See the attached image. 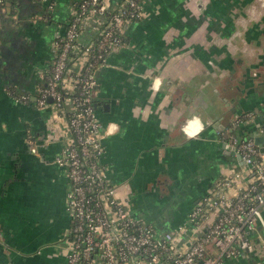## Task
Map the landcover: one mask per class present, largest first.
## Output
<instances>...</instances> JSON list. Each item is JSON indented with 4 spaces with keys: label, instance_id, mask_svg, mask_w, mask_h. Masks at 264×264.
<instances>
[{
    "label": "crops",
    "instance_id": "crops-1",
    "mask_svg": "<svg viewBox=\"0 0 264 264\" xmlns=\"http://www.w3.org/2000/svg\"><path fill=\"white\" fill-rule=\"evenodd\" d=\"M79 1H51V41ZM5 20L0 8V27ZM99 32L92 22L79 43ZM123 34L125 45L96 71L97 112L112 129L102 163L129 210L163 233L186 223L219 179L244 166L223 132L262 136L264 0H151ZM79 69L74 61L71 72ZM248 112L254 119L238 123ZM59 113L16 104L0 89V264L64 262L56 245L70 224L69 183L55 158L70 131ZM49 133L59 140L31 153L28 142L37 148ZM255 242L256 252L225 264H264V233Z\"/></svg>",
    "mask_w": 264,
    "mask_h": 264
},
{
    "label": "built area",
    "instance_id": "built-area-1",
    "mask_svg": "<svg viewBox=\"0 0 264 264\" xmlns=\"http://www.w3.org/2000/svg\"><path fill=\"white\" fill-rule=\"evenodd\" d=\"M150 1L123 0L115 8L109 0H80L64 36L55 42L51 75L37 105L53 106L59 116H67L70 131L55 158L69 183L71 225L62 264H225L256 252L255 237L264 233V153L254 138L239 139L227 131L222 135L244 166L219 179L186 223L159 233L117 196L102 163L104 134L112 129L104 128L95 108L96 71L125 45L126 25L140 19L142 4ZM92 22L99 35L82 46L79 39ZM74 61L80 69L71 72ZM254 116L248 112L238 123ZM258 134L264 136V123Z\"/></svg>",
    "mask_w": 264,
    "mask_h": 264
},
{
    "label": "flooded vegetation",
    "instance_id": "flooded-vegetation-1",
    "mask_svg": "<svg viewBox=\"0 0 264 264\" xmlns=\"http://www.w3.org/2000/svg\"><path fill=\"white\" fill-rule=\"evenodd\" d=\"M51 1L0 0V8L6 14V27H0V89L16 104L33 105L42 109L37 105V98L40 91L47 86L51 75L56 57L55 42L64 36L73 17L71 15L63 33L58 32L59 34L51 41L50 35H47V30H50L53 23ZM49 54L52 56L50 62ZM47 61L48 66L45 68L40 66ZM94 104L97 110L95 99ZM49 137L59 140L57 134H46L36 143V151H33L28 142L29 151L37 154L41 142H46ZM65 212L68 215L66 207ZM70 225L71 220L56 245L58 255L64 254L63 243L68 236Z\"/></svg>",
    "mask_w": 264,
    "mask_h": 264
},
{
    "label": "water",
    "instance_id": "water-1",
    "mask_svg": "<svg viewBox=\"0 0 264 264\" xmlns=\"http://www.w3.org/2000/svg\"><path fill=\"white\" fill-rule=\"evenodd\" d=\"M52 102V99H49V103ZM252 137H255L256 143L260 146L261 151L264 153V136H258L257 134H253Z\"/></svg>",
    "mask_w": 264,
    "mask_h": 264
},
{
    "label": "rangeland",
    "instance_id": "rangeland-1",
    "mask_svg": "<svg viewBox=\"0 0 264 264\" xmlns=\"http://www.w3.org/2000/svg\"><path fill=\"white\" fill-rule=\"evenodd\" d=\"M117 195H118L119 198H122L121 200L124 201L123 196H120V193L119 192H117Z\"/></svg>",
    "mask_w": 264,
    "mask_h": 264
}]
</instances>
